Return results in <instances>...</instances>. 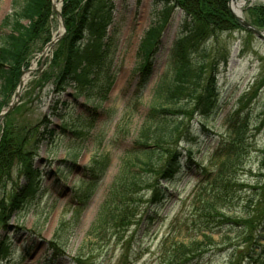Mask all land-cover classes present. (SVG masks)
<instances>
[{"label": "trees", "instance_id": "trees-1", "mask_svg": "<svg viewBox=\"0 0 264 264\" xmlns=\"http://www.w3.org/2000/svg\"><path fill=\"white\" fill-rule=\"evenodd\" d=\"M152 1L160 5V16L137 47L133 75L139 91L152 76L154 57L171 14L179 11L181 19L133 142L134 151L124 154L122 166L88 230L91 240L106 246L134 242L133 235H128L133 220L167 197L165 185L185 168L195 166L190 147H185V161H181L180 145L186 146L200 132H207V120L217 109L213 100L217 75L230 57L229 45L220 42V37L235 31L251 35L230 13L228 0ZM10 4L11 12L0 24V112L32 54L43 49L51 36L50 0H11ZM254 4L246 10V21L262 30L264 7L260 2ZM114 13L113 0H62L65 34L54 46L47 67L36 75L35 87L50 83L54 103L66 90H71L75 99L83 98L86 105L105 101L113 82L115 50V35L106 31ZM19 110L16 107L4 117L0 130V229L39 195L42 175L34 166V158L42 142L54 135L44 118L32 127L14 125L12 118ZM56 112L52 109L49 114L58 117ZM248 120L247 112L244 117L232 116L211 151L213 169L198 167L199 179L182 207L185 214L176 216L173 230L161 240L168 264H192L215 251H224L229 264L240 259L247 264H264V149L257 151L260 161L252 175L247 165L254 151L249 149L252 139ZM62 130L67 127L63 125ZM99 162L93 161L87 168L90 182L85 191L89 194L106 172L108 159ZM14 174L22 182H16ZM7 185L11 186L9 192L5 190ZM84 202L80 201L75 213H81ZM59 229L54 240L62 236L61 225ZM185 230L192 238L187 243L177 241L176 236ZM230 234L234 238L230 239ZM213 235L226 242L217 245ZM50 244L55 250L61 247L55 241ZM9 245V239H0V262L8 254ZM83 261L81 257L76 259L77 264Z\"/></svg>", "mask_w": 264, "mask_h": 264}, {"label": "rangeland", "instance_id": "rangeland-1", "mask_svg": "<svg viewBox=\"0 0 264 264\" xmlns=\"http://www.w3.org/2000/svg\"><path fill=\"white\" fill-rule=\"evenodd\" d=\"M113 1V22L106 31L107 34L115 35L111 68L113 82L105 101H92L86 105L83 98L75 99L73 92L66 90L58 102L54 103L56 98L50 83L42 88L35 87L36 75L47 67L51 59L50 52L43 54L44 48L35 50L27 69L21 71L22 74L34 65V71L29 75L17 105L12 109L20 108L12 118L13 124L32 127L44 118L54 135L42 142L38 155L34 158V166L41 170L42 175L39 195L22 211L14 214L5 229H0V239L10 240L9 252L0 264H77L76 259L79 257L84 260L81 264H168L161 240L173 230L171 228H174L176 216L185 214L182 207L188 203L192 189L199 179L198 167L213 169L211 151L232 116L244 117L245 112L249 115L247 129L252 139L249 149L255 152L250 153L247 165L252 175L257 170L260 161L257 151L264 149V42L252 34L235 31L220 37V42L229 45L230 57L226 68L220 69L217 75L216 92L213 96L217 109L207 120V132H200L197 139L186 146L180 145L181 161H185V147H190L195 166L190 170L185 168L165 185L167 197L133 220L128 235H133L134 242L130 241L122 247L113 244L106 246L90 239L88 230L122 166L124 154L134 151L133 142L164 69L167 51L176 36L181 19L179 11L175 10L171 14L154 57L152 76L139 91L137 77L133 75L137 47L157 15L160 16L161 7L152 0ZM10 2L11 0H0V24L11 12ZM56 2L60 3L59 0H50L51 10ZM255 5L248 8L244 6L242 17L245 20L246 10ZM49 20L52 39L60 24L53 11ZM15 91L7 99L2 111L11 103ZM52 109H56L58 117L49 114ZM63 125L67 130H62ZM1 127L2 121L0 130ZM78 131L81 134H74ZM106 159L108 164L105 175L89 194L85 191L90 182L86 175L87 168L93 161L104 163ZM13 179L22 182L16 174ZM10 187L6 186V192L10 191ZM80 201L85 202L78 214L75 211L80 209ZM60 225L62 236L54 240V234L60 230ZM194 235L197 236L196 233ZM192 236L185 230L176 236V240L187 243ZM232 236L230 234L229 238H234ZM213 238L217 245L226 242L220 241L217 235H213ZM197 239L200 237L197 236ZM51 241L60 243V249L55 250ZM216 252L206 255L202 260L199 258L192 264H229L224 251ZM235 264L247 262L240 259Z\"/></svg>", "mask_w": 264, "mask_h": 264}, {"label": "water", "instance_id": "water-1", "mask_svg": "<svg viewBox=\"0 0 264 264\" xmlns=\"http://www.w3.org/2000/svg\"><path fill=\"white\" fill-rule=\"evenodd\" d=\"M241 2H242V4L244 6H246V8L250 7L254 2H260V3H262V5L264 7V0H241ZM230 3H231V0H228L227 7H228L230 13L232 14V16L234 17V19H236V21L239 23V25L245 31H248L253 36H255L257 39H259L260 41L264 42V31L257 30L256 28L251 26L244 19V17H242V15H235L234 12L231 10ZM60 4H59V6H60ZM52 11L55 13L57 19L59 20V24H60V27L62 28V31H61L60 35L55 40L51 39V41L46 45V47L43 50V52H46L47 50L51 52V50L54 47V45L62 38V36L65 33V29H64V25H63V21H62L61 15H60V11L59 10H55L54 9V5H52ZM19 88H20V86H19V83H18L16 92H15L13 98H12L11 103L8 105V107L6 109H4L3 111L0 112V121H2L3 118L17 105V102H18V93L17 92H18Z\"/></svg>", "mask_w": 264, "mask_h": 264}, {"label": "bare ground", "instance_id": "bare-ground-1", "mask_svg": "<svg viewBox=\"0 0 264 264\" xmlns=\"http://www.w3.org/2000/svg\"><path fill=\"white\" fill-rule=\"evenodd\" d=\"M230 7L231 10L234 12L235 15H242V10L244 8V5L242 4L241 0H231L230 3ZM54 9L58 10V3H54ZM62 28L60 27L56 32L53 33V40H55L58 35L61 33ZM34 71V65H32V68H30L29 70L25 71L21 77H20V81H19V90H18V98L21 95V91L24 87V85L26 84V82L28 81L29 75Z\"/></svg>", "mask_w": 264, "mask_h": 264}]
</instances>
